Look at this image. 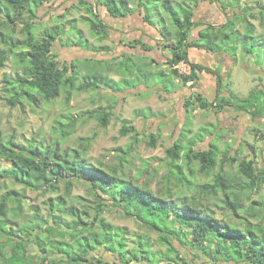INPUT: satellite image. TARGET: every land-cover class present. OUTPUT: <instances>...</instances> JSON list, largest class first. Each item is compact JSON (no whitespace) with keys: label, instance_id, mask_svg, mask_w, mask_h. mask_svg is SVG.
<instances>
[{"label":"trees","instance_id":"16d2710c","mask_svg":"<svg viewBox=\"0 0 264 264\" xmlns=\"http://www.w3.org/2000/svg\"><path fill=\"white\" fill-rule=\"evenodd\" d=\"M52 1L55 0H0V18L2 19V27L0 28V71L5 68L8 60L13 57L19 58L23 67L22 75H18L16 78L3 77V81L6 83L7 99L13 106L21 103L23 98H27L29 102H38V96L40 95L43 100L51 101L59 97L63 90H67V97L70 99L76 89L103 87L100 86L101 80L99 78L93 79L89 76L91 73L84 75L83 78L86 79H83L81 84L77 86L76 80L79 74L77 61L80 59L70 64H61L52 51L54 41L57 39L62 40V35L65 34L74 33L76 35V31L80 36H76L78 38L76 40L68 37L65 42L67 47H69V42L70 46L77 45L83 49L94 47L85 37L83 29L78 26L76 18L67 19L58 26L51 28V30H47L41 38H38V34L35 32L36 26L32 23V18H26V15L30 13L36 15L38 6ZM155 1L158 2L156 6L159 5L153 9L154 16L153 11L148 9L146 5H142L144 0H95L98 5L104 6L113 17L126 16L131 12H135L134 9H136V11L144 12L145 20L151 25L156 26L157 23H160L165 45L171 50V56L166 63L172 66L173 74L178 80H182L184 85L189 81L196 80L202 69L201 66L190 62L189 46L196 45L205 47L212 52H219L226 51L227 45L228 48H231L232 53H228L232 59H235L234 57L239 51L245 52V57L253 53V50L255 51L254 45L244 48L243 51L239 44L234 41L236 32L239 36H243L239 38L247 40V34H240L236 28L238 20L245 19L248 22L245 15L248 11H243L242 15L236 10V7H242V0H210L211 3H219L225 11L234 10L233 17H229L221 24L195 19L196 7L203 0ZM95 2L80 1V3L86 5L88 14V16L81 18L89 21L92 33L103 40L109 25L100 17L97 12L98 7L94 6ZM251 11L249 12L250 15L254 16L255 13H251ZM258 12L256 15L259 14L263 17L262 22L264 23V7L261 6ZM167 13H169V16ZM167 19L175 28L174 33L169 30ZM19 24H23L24 27L22 28V32L25 33L23 39L16 36ZM249 25L251 29L248 33L254 34L255 27L253 23L250 22ZM197 28H200L198 30L199 38L193 41L191 37L193 31ZM143 48L147 51L153 49L149 45H143ZM149 58V65L154 64L155 60L150 56ZM257 58L258 56L256 60ZM83 61L91 63L93 60L86 59ZM123 61H119L117 64L118 71L125 69L127 75L120 79L107 77L105 81V86L111 91L122 93L130 88L136 89L140 85L135 83L136 77L133 70L138 64H135L131 56H128L126 67L122 63ZM182 62L190 68L188 72L183 73L178 67H175V65ZM98 73L100 72L96 71L94 74ZM100 74L105 75L103 72ZM121 82L130 85L123 90V88H120L121 86H117ZM258 87L250 95V98L255 102L253 101L252 104L249 102V106L244 109L248 114H252L254 111L255 114L264 115V93ZM165 88L166 91H173L166 85ZM246 100L249 101V99ZM194 103L199 104L202 108L212 107L216 111L235 105L221 96L217 97L214 102H210L198 92L192 93L186 99L185 107L189 109ZM111 107L114 106L109 105L97 109V111L102 109V112H104V125L108 124L109 116L112 115L107 110ZM63 118L64 120L57 119V125L54 126L56 128L60 125L62 135L59 138L30 139L25 144H20L14 141L13 136L5 139L0 131V160L5 159L10 163L5 167L0 166L1 178L12 180L21 184L24 188L40 190L44 195L50 192L56 193L58 184L62 181L65 182L67 188L65 194L50 195L44 202L48 208L47 216L41 214L39 206H31V223L27 222L26 227L29 229L23 230L26 233L22 231V228L25 227H21L18 221L25 214L23 206L25 194L12 189L0 195V254L7 245L11 246V255L6 260H0V264H9L14 259L25 262L27 260L25 255L27 245L29 246L32 242L38 245L40 252V255L37 256L40 262L38 261L36 264H45V259L51 257V255L60 257L55 258L56 260L52 261V264H157L156 261L159 260L176 261L170 258L171 252L177 251L174 244L170 243L172 247L169 249V253L162 250L153 251L147 236H138L134 241L133 248L128 249L129 232L127 228L115 226L101 216L105 196L118 201L126 216L135 217L148 228L161 232L160 238L165 242H167L165 237L167 234L172 239H174V236L181 239V228L191 227L192 232L189 240L192 244H198L199 247L203 248L205 246L210 248L214 245V250L221 256L223 261H233L236 264H264V199L258 201V208L253 205L247 208L249 215L256 220L251 218H247L244 222L240 220L244 228H240L238 225L240 221L232 223L220 220L213 211L212 213L209 211L204 213L201 201V194L217 196L222 193V202L226 208L231 209L234 213L244 209L242 193L247 191L248 188L256 187V181L259 178L260 171H256L253 160L247 158L240 162L241 170L245 175L244 179L219 172L213 182L200 185L198 196L194 195L190 200L187 197L174 200L171 198L172 190L169 187L166 188L163 194L155 193L147 185L139 186L130 178L122 177L117 169L107 171L102 166L87 161L84 155L88 151L90 143L88 137L81 138L80 147H62L64 137L72 134L69 129L74 128L77 123V119L72 115L63 116ZM125 128L122 132L123 135L134 130L135 126L127 125ZM157 136L158 134L155 133L151 135L152 138L149 143L152 147L157 146ZM251 147L254 148L253 145ZM182 150H184V146L181 143H175L170 147L169 154L173 162L180 159ZM189 152L187 156L198 159L202 165L201 170L204 172H209L215 167L216 157L219 154L216 147L198 151H194L193 147H190ZM228 152L227 150L226 153ZM179 179L181 182L184 177ZM79 180L84 183L89 182L90 194H94L101 199L96 207L82 203L81 198L78 201L82 205L80 207L75 199L70 198L74 183ZM262 181L264 182V176ZM185 182L191 187L195 186L192 180H186ZM10 203L12 204L10 205ZM40 221L44 223L43 226L39 224ZM177 222L180 223V230L172 232L171 227ZM7 224H11L9 229ZM12 224H15L19 229L14 228ZM38 227L47 232L43 238L40 237V234L43 235V231L36 235L33 234V231ZM18 231L22 235H17ZM24 234L27 235L23 236ZM4 237H6L5 241L2 242ZM17 246L18 248H16ZM209 248L205 249L208 255L211 254ZM21 249L24 250V256L19 254ZM97 249L110 253L115 260L111 263L104 261V255L95 253Z\"/></svg>","mask_w":264,"mask_h":264},{"label":"rangeland","instance_id":"374dc122","mask_svg":"<svg viewBox=\"0 0 264 264\" xmlns=\"http://www.w3.org/2000/svg\"><path fill=\"white\" fill-rule=\"evenodd\" d=\"M80 1L55 0L38 6L36 15L30 13L26 15V18H32L31 21L36 26L35 32L38 34V38H41L47 30H51V28L58 26L63 21L76 18L78 26L83 29L84 35L91 42V45L102 50L101 46L105 44V41L92 33L89 21L81 18L88 16V14L86 5L80 3ZM86 1L95 2V0ZM156 3L158 2L155 0H144L142 5H146L154 13L153 9L159 5L157 4L156 6ZM94 6L98 7L97 12L106 21L109 16L106 8L98 5V2H95ZM261 6L264 7V0H242V7H236L239 14H242L245 10L246 12L248 11L245 15L248 22L253 23L255 31L254 34H249L248 32L251 29L249 23L245 19L238 20L236 28L240 34H247V40L241 39L243 36H239L236 32L234 41L239 44L243 51L244 48L254 45L255 51L253 50V53L245 57L246 53L239 51L234 57L235 59H233L235 61H232L223 51L208 57L214 63L224 65H230L231 63V75L229 79L224 80L222 91L227 93L224 98L235 104L234 107L231 105L235 109L234 112L237 117L233 122H230L229 119L221 118L219 112H215L212 107L202 108L199 104L194 103L187 109L185 107L187 91H184V82L182 80L176 82L177 77L173 74L172 66L167 65L166 68L161 69V65H149L150 58L146 55L141 59H137L138 65L133 68L134 76L136 77V81H134L136 84H140L136 89L130 88L122 93L109 90L105 86L107 77L115 76V78H121L122 75H127L126 70L118 71L119 58L116 56H110V58L102 57V55H99L100 52L98 54L85 51L80 46H70V42L69 47H67L65 42L68 37L76 40L80 36L76 31V35L74 33L65 34L62 35V40L57 39L54 41L52 51L61 64H69L73 60L80 59L77 61L79 70L76 80L77 86L81 84L83 79H86L83 78L84 75L91 73L89 76L93 79L99 78L101 83L97 80L100 86L103 87L76 89L70 99L67 97V90H63L59 97L51 101L43 100L40 95L38 96V102H29L27 98H23L21 103L13 106L7 99L6 83L3 81V77L11 76L16 78L18 75H22L23 67L19 58H10L5 68L0 71V131L5 139L13 136L14 141L20 144H25L30 139L59 138L62 135L60 125L54 128L57 125V119L64 120L63 116L72 115L77 119V123L72 129L67 127L72 131V134L64 137L61 144L62 147H80L81 138L88 137L90 138V143L88 151L84 155L87 161L100 165L107 171L117 169L122 177L130 178L131 181L133 180L139 186L147 185L155 193L163 194L166 188L169 187L172 190L171 198L174 200L180 197H187L190 200L192 196H198L200 185L206 182H213L219 172L244 179L245 175L241 170L240 162L249 158L254 161L256 171L259 170L260 172L256 187L248 188L247 191L242 193L244 209L234 213L231 209L226 208L222 202V193L217 196L201 194V201L203 212L207 213L209 211L212 213L213 211L220 220L232 223H237L240 220L244 222L247 218L256 220L249 215L247 208L252 205L258 208V201L260 202L264 199V182L262 181L264 176V125L251 124L249 122V114L244 109L249 106V102L251 104L253 101L255 102V100L250 98L252 93L249 94V92L260 84V79L264 80V23L262 22L263 17L259 14L256 15ZM134 10L136 11V9ZM196 10L197 16L195 19L197 21L216 24L225 22L234 15V10L225 11L219 3H211L210 0L201 1L197 5ZM250 11L255 13V15H250ZM167 15L169 16V13ZM167 20L169 22V30L174 33L175 28L169 19ZM1 21L2 19L0 18V28L2 27ZM22 28H24L23 24H19L16 36L23 39L25 33L22 32ZM230 36L233 37L232 35ZM198 38V29H195L191 39L195 41ZM226 47V51L232 53L231 48H228L227 45ZM89 58L94 60L91 63L83 61ZM251 62H254L255 65L259 63L263 67V71L261 72L258 67H253ZM122 63L126 67L128 58H124ZM180 67L179 69L183 73L189 70V67L184 63H180ZM96 71L103 72L105 75L94 74ZM161 83L177 94H173V91L169 93L163 91L158 87ZM129 85V83L121 82L117 86H121L120 88L124 90ZM110 86L112 87L111 84ZM246 99H249V101ZM109 105L114 107L107 108L112 115L109 116L108 124L104 125V112H102V109L98 111L97 109L105 108ZM237 109L238 111H236ZM127 125H134L135 129L123 135L122 132ZM152 133L158 134L156 147H152L149 143ZM175 143H181L184 146V150L181 152L180 159L173 162L169 149ZM190 147H193L194 151L218 148L219 154L216 157L215 167L209 172L202 171L201 162L198 159H192L187 156ZM227 150L229 151L228 153H226ZM9 164L5 159L0 160V166L2 167ZM182 177L184 179L180 182L179 178ZM186 180H192L195 186L191 187L185 182ZM88 183H84L81 180L75 181L72 188L70 198L75 199L80 207L82 206L78 202L80 198L82 203L92 207H96L101 201L94 194H90ZM12 189L20 191L26 196L23 200L24 217L19 218L20 220L18 219L21 227H25L22 228V231L29 229L26 227L28 225L26 223H31L30 208L32 205L39 206L41 214L47 216L48 208L46 203H44L47 198L50 195L65 194L67 190L65 182L62 181L58 184L56 193L50 192L44 195L40 190L24 188L21 184L0 177V195ZM119 189L121 188L119 187ZM78 197L79 199L77 200ZM103 203L101 216L115 226L127 228L129 232L128 249L133 248L135 245L134 241L138 236H147L153 251L162 250L169 253V249L172 247L170 243L176 246L177 251H173L170 254V258L175 259V262L172 260H159L156 261L157 264H226L224 263L226 261H223L221 256L214 250V245L210 248L207 246L203 248L199 247L198 244H192L189 240L192 232L191 227L181 228L180 230V223H175L171 227V231L178 232L180 230L182 233L180 234L181 239L177 236L172 239L167 234L168 236H165L167 242H165L160 238L161 232L148 228L135 217L126 216L118 201L111 200L108 196H105ZM241 221L238 225L240 228H244ZM39 224L41 226L44 225L42 221ZM9 226L11 224H7L8 229ZM12 226L17 230L19 229L15 224H12ZM42 231L43 235L40 234V237L43 238L47 232H44V229L40 227L33 231V234L36 235ZM23 232L26 233L25 231ZM19 234L22 235L20 232L17 233V235ZM26 235L24 234L23 236ZM5 238L2 242L5 241ZM10 248L11 246L7 245L3 249L0 254V260L9 258L11 255ZM207 248L211 252L209 255L205 251ZM38 249V245L32 242L29 246L27 245L25 254L27 260L25 262L14 259L9 264H36L38 261L40 262V259H37V256L40 255ZM23 252V249L19 250V254L23 255ZM95 253L104 255L103 258L106 262L111 263L115 260L110 253L102 250L97 249ZM139 254L141 253L139 252ZM55 258L60 257L51 255L44 262L45 264H52V261L56 260Z\"/></svg>","mask_w":264,"mask_h":264},{"label":"crops","instance_id":"0c3cea01","mask_svg":"<svg viewBox=\"0 0 264 264\" xmlns=\"http://www.w3.org/2000/svg\"><path fill=\"white\" fill-rule=\"evenodd\" d=\"M105 22L109 25V27L107 33L104 34L103 37L105 44L101 46L102 50H99L98 47H93L91 49H84L85 51H91L93 53L98 54L100 52L99 55H102V57L107 58H110V56H116L117 58H119L120 62L123 61L124 58H128V56H131L135 64H137V59H141L146 55L150 56L155 60L154 65H161L160 68L162 69L167 67L168 64L166 62L171 56V50L165 45L164 37L161 34L162 27L160 23H157L156 26L151 25L148 21L145 20L144 12H140V10L131 12L128 15L121 17H113L109 13L108 19ZM197 29L199 30L200 28ZM143 45H149L153 49L147 51L143 48ZM188 51L190 62L192 64H197L201 66L202 69L196 80L189 81L185 85L184 91H187V95L194 92H198L208 100H215L219 96L226 97L227 93L225 91L223 92L222 89L224 85V80L230 78L232 71L231 63L230 65H224L220 63H214L208 59L210 55H213L214 53H221L222 51L212 52L205 47H200L196 45L189 46ZM223 52L232 61H234L227 51L223 50ZM251 63L253 64V67H258L261 72L263 71V67L259 63L257 65H255L254 62ZM123 76L124 75H122L121 77ZM112 78L120 79L115 78V76H112ZM260 81V84H258L257 86H259L258 89H260L261 92L264 93V80L260 79ZM176 82H179V80L177 79ZM257 86L254 88V90L252 89L249 94L257 90ZM158 87L166 93H169V91H166L165 85H163L162 83L160 84V86L158 85ZM172 93L175 94L176 92L173 91ZM232 106L234 107V105ZM233 107H231L230 105L229 107L220 109L219 111H214L219 112L221 118L223 117L225 120L229 119L230 122H233V120H236L237 118L235 116V109H233ZM236 111H238V109ZM253 112L252 114H249V122L251 124H258L263 126L264 115L255 114ZM224 263L235 264V262L233 261H227Z\"/></svg>","mask_w":264,"mask_h":264},{"label":"built area","instance_id":"2783aa9c","mask_svg":"<svg viewBox=\"0 0 264 264\" xmlns=\"http://www.w3.org/2000/svg\"><path fill=\"white\" fill-rule=\"evenodd\" d=\"M182 63H184V62H182ZM185 65H187L186 63H184ZM188 66V65H187ZM175 67H178V68H181L180 67V64L179 65H175ZM190 69V68H189ZM189 70H186V72H188Z\"/></svg>","mask_w":264,"mask_h":264},{"label":"flooded vegetation","instance_id":"af4514ba","mask_svg":"<svg viewBox=\"0 0 264 264\" xmlns=\"http://www.w3.org/2000/svg\"><path fill=\"white\" fill-rule=\"evenodd\" d=\"M189 95H192V93L191 94H188V95H186V98H185V100L189 97ZM215 100H212V99H210V102H214Z\"/></svg>","mask_w":264,"mask_h":264}]
</instances>
